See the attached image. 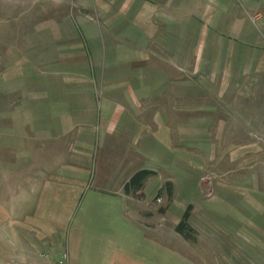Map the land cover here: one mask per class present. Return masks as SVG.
<instances>
[{"label":"rangeland","instance_id":"374dc122","mask_svg":"<svg viewBox=\"0 0 264 264\" xmlns=\"http://www.w3.org/2000/svg\"><path fill=\"white\" fill-rule=\"evenodd\" d=\"M86 1L0 0V200L11 204L15 183H27L28 176H38L36 172L40 177L55 176L61 167L60 160L75 164L79 154L76 151L83 146L94 147L92 163L101 145L99 133L102 120L109 112L107 104L115 100L137 101L140 98L136 99L134 91L143 89L146 92L163 81L165 91L171 84L179 90V103L173 111L179 113V125L174 126V131L179 137L176 147L181 151V163L176 168L167 166L165 171L159 169L150 173L142 188L130 193L139 200L137 209L143 214V228L162 232L165 260L175 261L171 264H207L206 260L211 263L214 257L220 259L218 264L226 256L221 250L226 246L230 248L226 264H264V150H261L259 161L254 162L256 166L242 172L206 173L203 166L200 167L204 162L200 156L195 158V166L186 164L190 136L186 120L188 90L195 92L196 107L201 108L202 118L204 102L213 101L209 93L215 85H220L215 78L218 70H238L235 54L239 47L231 41L238 37L237 43L244 51L250 52L255 47L264 56V0H191L190 13H196L197 18L195 23L188 24L189 44L179 47V54L175 56L179 62L167 63L164 52V56H155L153 63L165 74L172 73L171 64L175 71L179 66L178 72L173 71L174 77H178L173 78L172 83L159 71L158 77L149 72L150 80L146 82L143 76L125 74V71L129 73L131 62L126 65L124 47L108 36L110 31L103 29L106 24L94 21L96 18L90 11L82 15L83 21L79 20L81 14L77 11L83 13L81 6L91 3V0L90 3ZM189 17L194 21L192 15ZM191 30L193 34H189ZM204 34L209 39L205 46L200 45ZM215 37L226 41L213 45L215 42L211 39ZM213 54L218 56L214 58ZM204 55H211V62L206 64ZM137 69L139 74L145 71ZM235 81L236 78L229 74L228 85L224 83L223 87H228L229 101L240 103L242 96L237 94ZM203 83L207 86L211 83L207 94ZM124 87L130 88L126 98L121 97ZM259 99L264 108V93L259 94ZM247 121L244 119L245 124ZM89 124H94L96 133H91L98 137L97 141L90 138L85 142L83 134L78 135L91 127ZM260 129L264 135V126ZM224 161L231 170L233 161L228 158ZM248 161L249 158L244 157L243 163ZM96 172V169L91 171L90 182ZM217 181L230 188L219 191L224 203L221 199L211 198L212 201L224 207L228 205L231 211L235 210L231 208L235 203H244V219L235 220L234 213V216L222 215L215 209L206 212L204 204L211 201L207 199L211 196L210 186ZM241 183L244 194L239 197L240 192L235 187L242 186ZM257 187L254 195L246 189ZM7 210H13L12 204ZM187 210L192 215L188 219L193 227L191 238L177 232V225ZM235 229L243 230V236L233 235ZM211 230H221L224 237H207ZM70 260L69 256V264Z\"/></svg>","mask_w":264,"mask_h":264},{"label":"crops","instance_id":"0c3cea01","mask_svg":"<svg viewBox=\"0 0 264 264\" xmlns=\"http://www.w3.org/2000/svg\"><path fill=\"white\" fill-rule=\"evenodd\" d=\"M86 2L90 3L89 0ZM191 4V0H91L88 6H81L83 13L80 10L77 13L81 14L79 20L83 21L82 15L90 11L96 18L94 21L106 24L103 29L110 31L108 36L124 47L126 65L131 62L129 73L125 71V74L143 76L146 82L150 80L149 72L158 77L159 68L153 66L155 56L159 58L165 52L167 63L179 62L178 57L175 58L179 47L189 44L188 24L195 23L197 18L196 13H190ZM199 5L202 7V2ZM190 33L193 34V30ZM207 40L204 34L200 45L205 46ZM211 40L216 46L226 41L222 37ZM237 40L238 37L231 43L239 47L235 54L238 70L229 72L223 69L218 70L217 76L213 74L220 85H215L210 91L213 101L204 102L202 118L201 108L196 107L195 92L190 88L188 90L186 120L190 136L186 164L195 166V158L200 156L204 158L200 167L203 166V171L210 174L236 173L253 168L256 166L254 162L259 161L261 150H264V135L260 129L264 126V108L259 99V94L264 93V86H261L264 83V64H261L264 63V56L255 47L250 52L244 51ZM204 56L206 64L211 62V55ZM213 56L215 58L218 54ZM139 67L145 70L141 74L136 73ZM171 69L172 73L167 74L159 71L163 78L171 79L170 83L178 77H174L173 64ZM178 70L179 66L176 67ZM229 74L236 78L237 94L242 96L240 103L229 101L228 87H223L224 83L228 85ZM211 83L208 86L203 83L206 94ZM162 84L163 81L149 87L146 92L143 89L134 91L136 99L141 100H115L107 104L109 112L102 120L99 133L101 145L92 163L91 158L96 152L94 147L83 146L76 151L79 154L75 164H65L60 160L61 167L55 176L40 177L35 171L38 176H28L27 183H15L11 195L13 210L9 212L7 209L11 204L0 200V264H56L65 250L70 253V264L175 262L171 258L170 261L165 260L162 232L143 228V214L140 215L137 209L139 200L130 194L142 188L144 179L150 173L176 168L181 163V151L176 147L179 137L174 131V126L179 125V113L173 111L175 104L179 103V90L171 84L165 91ZM128 90L130 88L124 87L121 97L126 98ZM149 111L152 113L149 114ZM244 119L248 120L246 124ZM89 125L91 127H86L88 129L78 132V135L83 134L85 142L90 138L97 141L98 137L91 133H96L94 124ZM245 153L248 154L245 156ZM244 157L249 158L246 164L243 163ZM225 158L233 161L231 170L227 168ZM94 169L97 172L90 182L89 175ZM140 170H149L150 173L144 176L140 185L131 184L132 177ZM241 185L235 187L240 192L237 194L239 197L244 194L243 183ZM226 188L230 187L220 181L210 186L211 196L207 199L211 201L204 204L206 212L211 213L215 209L222 215L234 213L235 220L244 219V203H235L231 206L235 210L229 209V212L228 205L224 207V204L212 201L211 198L221 199L224 203L219 191ZM246 189L254 195L259 187ZM242 231L235 229L232 232L233 235H242ZM206 236L224 237V232L211 230ZM223 248L221 250L226 252V256L218 264L229 262L227 254L230 248ZM219 260L214 257L213 262L206 260V263L217 264Z\"/></svg>","mask_w":264,"mask_h":264},{"label":"trees","instance_id":"16d2710c","mask_svg":"<svg viewBox=\"0 0 264 264\" xmlns=\"http://www.w3.org/2000/svg\"><path fill=\"white\" fill-rule=\"evenodd\" d=\"M150 171L149 170H140L139 172H137L131 179V184H135V185H140L141 184V180L144 178L145 175L149 174ZM190 211L187 210L184 214V217L182 218V220L178 223L177 225V231H179L182 235H184L187 238H191V230H192V226H190L189 224V216H190ZM190 231V233H189Z\"/></svg>","mask_w":264,"mask_h":264},{"label":"built area","instance_id":"2783aa9c","mask_svg":"<svg viewBox=\"0 0 264 264\" xmlns=\"http://www.w3.org/2000/svg\"><path fill=\"white\" fill-rule=\"evenodd\" d=\"M69 252L67 250L63 251L56 261V264H69Z\"/></svg>","mask_w":264,"mask_h":264}]
</instances>
